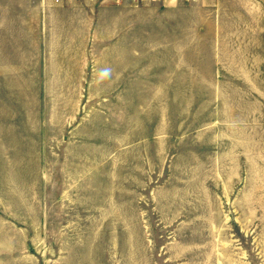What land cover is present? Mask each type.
<instances>
[{
    "label": "rangeland",
    "instance_id": "1",
    "mask_svg": "<svg viewBox=\"0 0 264 264\" xmlns=\"http://www.w3.org/2000/svg\"><path fill=\"white\" fill-rule=\"evenodd\" d=\"M124 2L122 86L0 61V264H264V40L221 72L209 23Z\"/></svg>",
    "mask_w": 264,
    "mask_h": 264
},
{
    "label": "crops",
    "instance_id": "2",
    "mask_svg": "<svg viewBox=\"0 0 264 264\" xmlns=\"http://www.w3.org/2000/svg\"><path fill=\"white\" fill-rule=\"evenodd\" d=\"M98 1L75 0L70 4H58L54 0H0V61L47 62L48 67L52 62L58 70H67L71 83H75L81 73L95 67L91 64L93 60L98 62V70L106 66L113 69V79L106 81L105 86H122L124 77L128 78L123 64L124 41L122 38L110 39L107 43L98 35L108 24L122 23L124 13L130 14L134 10L115 4L126 0H112L113 4L109 5L106 0ZM186 1L150 2H159L157 10L152 12L162 13L164 27L166 20V25L172 20L181 24L199 19L210 24V60L214 61L211 64L214 69L223 72L225 65L234 67L231 62L258 58L257 45L261 38L264 40V0H210L205 6L188 5ZM127 5L133 6L129 2ZM125 41L133 44V39ZM99 44L103 47L100 58L96 59L92 47ZM133 60L131 80L138 77L139 69L138 57ZM221 72L219 74L223 75ZM217 76L214 72L210 89L195 91L220 90L218 87L223 82H218ZM88 82L91 86V79Z\"/></svg>",
    "mask_w": 264,
    "mask_h": 264
},
{
    "label": "clouds",
    "instance_id": "3",
    "mask_svg": "<svg viewBox=\"0 0 264 264\" xmlns=\"http://www.w3.org/2000/svg\"><path fill=\"white\" fill-rule=\"evenodd\" d=\"M112 79H113V69L111 67L106 66L99 69L96 72L94 76L93 84L96 87H99L102 84H104L106 81H111Z\"/></svg>",
    "mask_w": 264,
    "mask_h": 264
},
{
    "label": "built area",
    "instance_id": "4",
    "mask_svg": "<svg viewBox=\"0 0 264 264\" xmlns=\"http://www.w3.org/2000/svg\"><path fill=\"white\" fill-rule=\"evenodd\" d=\"M54 1L55 3H58V4H70V3H73L75 0H54ZM126 1L129 2L133 6H139V5H143L150 1H161V0H126ZM196 1H199V0H196Z\"/></svg>",
    "mask_w": 264,
    "mask_h": 264
}]
</instances>
